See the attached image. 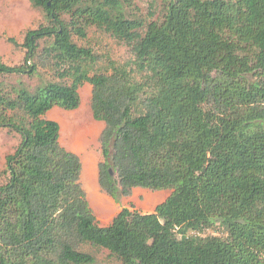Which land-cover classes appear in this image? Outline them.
Here are the masks:
<instances>
[{"label":"trees","instance_id":"1","mask_svg":"<svg viewBox=\"0 0 264 264\" xmlns=\"http://www.w3.org/2000/svg\"><path fill=\"white\" fill-rule=\"evenodd\" d=\"M30 2L49 26L26 34L24 65L0 63V130L21 136L0 184V264H101L84 246L120 264H264V0H170L148 24L121 0ZM91 27L135 60L97 69L74 41ZM42 41L57 80L6 88L39 74ZM86 83L106 125L101 189L116 202L136 188L172 191L153 213L97 221L82 160L46 118L79 109ZM216 226L225 235L201 236Z\"/></svg>","mask_w":264,"mask_h":264},{"label":"rangeland","instance_id":"2","mask_svg":"<svg viewBox=\"0 0 264 264\" xmlns=\"http://www.w3.org/2000/svg\"><path fill=\"white\" fill-rule=\"evenodd\" d=\"M124 2L129 19L142 20L145 23L161 21L166 13L170 0H121ZM41 26H49L43 11L32 6L30 0H0V63L10 67L25 64L27 50L22 47L26 34L37 30ZM14 40L17 44L11 42ZM79 47L89 48L97 58V69L105 70L110 61L120 65L131 64L135 60L134 54L127 45L118 41L110 34L91 27L87 38L74 37ZM49 42L42 41L39 56L35 63L39 66L36 77L24 75L4 79L9 90L23 82L31 87L50 80H57L54 64L43 61V50ZM34 64V62H32ZM30 65V64H29ZM93 87L86 83L81 89V106L74 111L55 108L46 118L60 124V142L63 147L78 154L83 163L81 184L84 188L90 207L102 226H108L124 209L141 214H150L155 208L165 202L172 194L170 190L151 191L143 188L133 190L131 196L122 197L116 202L99 184V167L103 162L101 136L105 130V123L95 120L92 112ZM21 136L8 129L0 130V184L6 183L3 172L6 169L7 156L12 154L20 145ZM223 229L216 226L207 230L201 236H223ZM82 250L93 253L101 264H120L111 259L107 252L93 250L88 246Z\"/></svg>","mask_w":264,"mask_h":264},{"label":"water","instance_id":"3","mask_svg":"<svg viewBox=\"0 0 264 264\" xmlns=\"http://www.w3.org/2000/svg\"><path fill=\"white\" fill-rule=\"evenodd\" d=\"M110 172H111V175H112V176H114V173H113V171H112V170H110Z\"/></svg>","mask_w":264,"mask_h":264}]
</instances>
